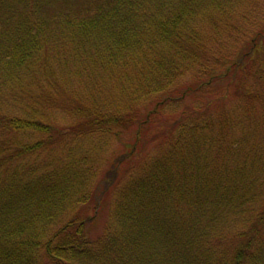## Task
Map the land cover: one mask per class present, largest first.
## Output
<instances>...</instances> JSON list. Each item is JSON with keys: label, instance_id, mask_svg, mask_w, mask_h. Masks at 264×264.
<instances>
[{"label": "trees", "instance_id": "obj_1", "mask_svg": "<svg viewBox=\"0 0 264 264\" xmlns=\"http://www.w3.org/2000/svg\"><path fill=\"white\" fill-rule=\"evenodd\" d=\"M234 1L0 0V264H264V9Z\"/></svg>", "mask_w": 264, "mask_h": 264}, {"label": "rangeland", "instance_id": "obj_2", "mask_svg": "<svg viewBox=\"0 0 264 264\" xmlns=\"http://www.w3.org/2000/svg\"><path fill=\"white\" fill-rule=\"evenodd\" d=\"M234 3L236 5V10H237L236 20H237L238 26L249 28L252 22H257L261 18L260 11L264 9V0H237L236 2L234 1ZM242 14H244V19L240 18L239 16ZM239 41H240V38H239ZM190 81H192L190 77H187L181 80L179 84V93L182 92L184 86L190 83ZM221 87H224V86L218 85V87L215 89V91L212 94L214 96L222 95L225 92V90L221 89ZM187 99L188 101L192 102L193 98H187ZM8 103H9V100H8ZM8 108L9 106L5 105V109H8ZM149 108H151V104L149 105ZM64 120L65 119L62 118V121ZM90 208L91 209H89L88 212L86 211L88 214L93 213V210H92L93 207H90ZM106 219H107V211L105 212V210H103L102 213L98 214L97 217L94 219V221L91 222L88 226L89 229L91 230V235L100 233V231L103 230Z\"/></svg>", "mask_w": 264, "mask_h": 264}]
</instances>
